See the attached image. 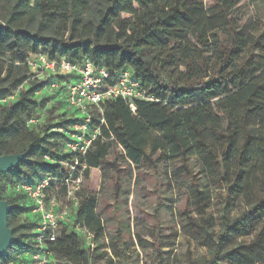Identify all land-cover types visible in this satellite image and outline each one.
I'll use <instances>...</instances> for the list:
<instances>
[{
	"label": "trees",
	"instance_id": "trees-1",
	"mask_svg": "<svg viewBox=\"0 0 264 264\" xmlns=\"http://www.w3.org/2000/svg\"><path fill=\"white\" fill-rule=\"evenodd\" d=\"M214 3L222 22L211 17L215 29L209 32L206 25L198 27L206 11L204 0H0V155L26 154L17 166L0 174V193L10 205L8 226L17 237L0 264H30L36 241L34 236L29 242L27 231L37 228L39 218L32 213L30 198L16 187L44 180L46 199L58 201L64 193L75 217L73 227L63 222L56 240L48 242L51 264H97L102 259L107 264L136 263L140 254L130 251L134 239L149 250L152 264H220L224 241L244 234V215L231 222L224 216L215 249L208 254L189 252L179 263L172 255L174 242H165L159 229L147 242L133 231L130 220L114 218L117 228L109 238L97 198L86 189L75 192L73 206L68 197L72 182L67 180L74 158L66 152V132L83 118L73 108L67 116L48 108L44 95H49V81L32 78L27 62L38 53L71 64L90 59L111 72L108 85L130 69L153 98L135 100V109L121 97L112 98L91 112L90 130L98 128L100 133L80 156L72 178H80V171L88 176L92 168L108 166L105 183L118 190L128 176L129 183L132 180L130 160L119 147L131 154L133 149L123 133L144 123L164 119L196 125L212 133L226 132L241 143L254 141L256 129L264 134V25L258 33H246L245 24L233 16L236 0ZM68 79L60 77L61 83ZM15 93L13 100L3 101ZM50 93L67 101L64 86ZM41 113V123L28 124ZM253 117L259 120L257 126ZM257 150L264 157V142H257ZM6 189L16 194L5 197ZM113 205L117 210L122 207L115 201ZM24 212L32 213L36 222L19 224ZM79 224L94 234L93 250L76 230Z\"/></svg>",
	"mask_w": 264,
	"mask_h": 264
},
{
	"label": "rangeland",
	"instance_id": "rangeland-1",
	"mask_svg": "<svg viewBox=\"0 0 264 264\" xmlns=\"http://www.w3.org/2000/svg\"><path fill=\"white\" fill-rule=\"evenodd\" d=\"M204 3L206 11L198 27L206 25L211 32L215 29L211 17L222 22L218 17L220 7L214 0ZM233 16L245 24L246 33L262 31L264 0H236ZM180 52L185 56L182 46ZM50 92L43 94L44 98L48 96V108L55 114H70L67 101H59V95ZM258 122L253 117L252 124L257 126ZM123 135L133 149L131 154L125 146L119 147L130 160L131 183L130 175L121 182V189L107 186L108 166L92 168L88 176L80 171L79 176L80 190L86 189L97 198L109 238L117 228L115 219L130 220L133 231L147 242L159 229L165 242H174L172 255L183 263L189 252L208 254L215 249L224 216L231 222L244 215V234H232L224 241L220 264H264V157L257 150V142H264L261 130H255L256 141L241 143L223 131L212 133L196 125L163 119L144 123ZM70 187L77 190L76 183ZM15 194L6 189L4 196ZM114 201L122 206L120 210L115 209ZM58 207L70 208L64 193ZM70 214L65 223L73 227L75 217ZM27 222H36V217L24 212L18 223ZM35 233V226L27 231L29 242ZM134 242L130 251H137L140 257L139 262L131 263L152 264L149 250H143L136 239ZM97 264L107 262L102 259Z\"/></svg>",
	"mask_w": 264,
	"mask_h": 264
},
{
	"label": "built area",
	"instance_id": "built-area-1",
	"mask_svg": "<svg viewBox=\"0 0 264 264\" xmlns=\"http://www.w3.org/2000/svg\"><path fill=\"white\" fill-rule=\"evenodd\" d=\"M28 65L32 73V78L47 80V88L49 91H56L64 86L67 96L68 105L77 110L78 117H82V121L74 124L70 131L66 132L60 128V132H66L68 140L66 142V152L74 158L71 166L70 178L67 182L76 183V189H79L80 178L73 179L72 174L79 164L80 156H84L91 146L92 142L100 133V129L90 130L92 122V111L100 109L105 101L121 97L131 103V107L135 109L133 102L135 100H151L140 85L130 69L120 72L116 84L108 85L106 81L112 75L111 72L103 66L94 63L90 59L84 60L82 64H71L65 60L60 62L51 60L44 53L31 55L28 58ZM77 76L76 79H73ZM60 77H68L64 83H61ZM14 95L9 96L3 101L13 100ZM44 113L29 119L28 124L36 125L41 123ZM85 168V165H82ZM71 186V185H70ZM48 180H44L38 184L21 183L16 189L24 192L32 201V213L39 218V224L36 228L35 249L30 254V264H51L53 261V253L48 248V242L56 240V230L66 221L71 211L70 208L60 209L56 198L46 199V189ZM69 187L68 197L74 202L73 206H77L75 192ZM76 230L83 237L86 246L93 250L95 247L94 234L82 225H77Z\"/></svg>",
	"mask_w": 264,
	"mask_h": 264
},
{
	"label": "water",
	"instance_id": "water-1",
	"mask_svg": "<svg viewBox=\"0 0 264 264\" xmlns=\"http://www.w3.org/2000/svg\"><path fill=\"white\" fill-rule=\"evenodd\" d=\"M25 153L0 155V174L14 168L25 158ZM10 205L2 199L0 193V257L5 255L8 249L17 241L13 230L8 226V213Z\"/></svg>",
	"mask_w": 264,
	"mask_h": 264
}]
</instances>
